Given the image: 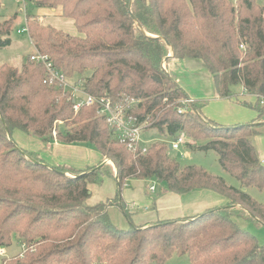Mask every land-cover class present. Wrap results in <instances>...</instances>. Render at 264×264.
I'll return each instance as SVG.
<instances>
[{"label":"trees","instance_id":"obj_1","mask_svg":"<svg viewBox=\"0 0 264 264\" xmlns=\"http://www.w3.org/2000/svg\"><path fill=\"white\" fill-rule=\"evenodd\" d=\"M30 1L59 9L82 34L27 22L33 48L66 79L96 97L141 100L129 114L153 120L144 131L184 134L192 141L189 148L215 151L221 169L239 186L202 166L180 164L163 141L128 150L112 137L95 105L75 111L70 90L49 83L43 64L29 55L20 66L0 65V250L15 237L23 246L17 258L2 264H165L173 255L186 256L187 264H264V245L237 221L264 226V203L247 192L264 188V165L253 143L264 125V0ZM16 18L14 13L0 20V48L10 45ZM169 47L172 58L204 63L218 97H233L236 85L254 95V102L241 104L257 118L217 124L202 115L200 100L178 113L174 102L188 97L161 68ZM14 129L43 141L91 144L104 161L84 169L49 165L16 146ZM104 177L115 180L114 196L90 204L91 186ZM131 178L155 180L163 192L175 194L207 189L228 202L134 225L121 196ZM113 206L124 213L127 229L111 222Z\"/></svg>","mask_w":264,"mask_h":264},{"label":"rangeland","instance_id":"obj_2","mask_svg":"<svg viewBox=\"0 0 264 264\" xmlns=\"http://www.w3.org/2000/svg\"><path fill=\"white\" fill-rule=\"evenodd\" d=\"M256 1L258 3L262 2V0H256ZM1 6L2 7H0V20L8 18L14 13L17 14V18L9 34V38L11 39L10 45L4 48H0V65L7 64L11 66H20L23 62L26 61L29 55L35 52V49L33 48V45L30 42L27 32H22V33L17 32L18 30L21 31L24 28L25 21L30 22V23L31 22L37 23L39 25H43L46 27L47 26L53 27L57 31H62L69 35L82 36V34L79 33L77 29L75 28L73 21L71 19L64 18L61 16L59 9L45 11L44 9L34 7L30 0H24V1L1 0ZM38 9H40L39 11L40 13L38 12ZM57 23L60 25H57ZM58 26H61V27H58ZM57 28H61V30ZM171 51L172 49H170L169 47L167 55H170V57L172 56ZM167 61L168 60L165 61L164 59H162L161 64H160L162 69H163V63H164L165 65L164 68L168 70ZM179 68H181L182 73H184L186 70H189L192 75H195L196 78H199L201 80V83H199L198 85L200 86H204L205 83L207 84L209 75L212 79L211 74L210 73L208 74L205 66L204 68L189 67L188 69H186L187 67L182 65V66H179ZM185 77H186L185 74H182L181 82L180 84L178 83L177 85L181 87L186 92V94H188L190 90L191 92H193V94L198 93L199 87H194V85L191 84L192 82H190L187 79V77L186 78ZM67 81L71 83L73 86L77 87L76 85L73 84L71 79H67ZM189 85H190V88L188 87ZM232 89L234 92H237V91L240 92L239 85L234 86ZM255 99L256 97L254 98L252 97L250 101L254 102ZM211 100L212 99L209 100L208 98H205V99H201L200 101H204V105L206 106L208 103H210L209 101ZM241 100L242 99H240L239 101ZM239 103L238 105L241 106L242 108L249 110V111L256 112L253 108L247 105H244V104H239ZM246 103H249V101H246ZM209 106L212 107V105L210 104ZM260 131L262 133L258 135L257 138L254 137L253 143L255 145V148L257 150H261V152L263 153L264 140L262 141V143H260V141L264 139V125L260 127ZM11 137L17 147L23 150L29 151V152L39 153L44 158L45 161L47 159L52 158L53 156H58L59 157L58 160L60 161L59 162L60 164H67V165L73 166L74 168H78L77 166H82L83 164L82 160L79 158V156H82V155H79V153H72V150L54 152L52 150V145L54 141L52 140L43 141L40 138L34 135H31V134H28L26 132H23L19 129L12 130ZM174 139L175 138L173 137H165L159 134L155 128H150L142 132L139 142L142 148H146L149 143L154 142V141H163L169 145ZM183 140L184 141L179 145L178 149H171V148L168 149V155L170 157L175 158L182 165L195 164V165L202 166L210 174L216 175V176H222L226 180L227 184L233 185L235 187L239 186V183L235 178L229 176L227 173H225L221 169L219 162H218V156L215 153V151L205 150V149H194L193 150L188 147V144L192 143V141L186 137H184ZM203 142L204 141H196L194 143L202 144ZM70 145H75V147L84 148L86 149V151H88V153L95 152V151L99 153L91 144H88V143H72ZM258 153L259 152H257V155ZM99 155L101 154L99 153ZM50 162L52 161H46L47 164H49ZM80 168H84V167H80ZM138 180L142 181V183L132 184L131 189L129 191L131 190L136 191L140 189L141 193L145 194L147 198H149L150 200L156 198L157 195H159L160 193L159 186L156 183V181L140 180V179ZM108 186L109 187L112 186V188H109ZM150 186L155 187L156 191L154 193L149 191L148 188ZM91 187H94V193L92 196L89 197V201L90 203H93L96 200L99 201L98 199L104 200L106 198H111L114 195V192L116 191V182H114L113 180H110L107 177H104L100 183L92 185ZM104 189H106L105 193H104ZM247 192L257 201L264 203V188L258 189L256 187H250L247 189ZM96 195L98 196V199H95ZM125 201H126V198H125ZM132 202H135V205L132 206ZM126 203H127V207L129 208L128 212H129V215L132 221L134 219L133 215L135 211H138L139 215L141 214L142 211L143 212L147 211V209L143 210L142 205H140L139 203H138V206H136L137 202L134 199L127 200ZM108 214H109L111 222L114 225L118 226L119 228L127 229L130 226L127 218L125 217L122 210L119 209V207L113 206L109 208ZM239 225L245 230H247L248 232H250L251 234H253L257 238L258 242L264 245V226H255L251 222H246L242 220L239 221ZM22 250H23V246L21 245V240L16 237L13 238L12 244L9 247H6L5 249H3L1 251L2 253H0V264H2L3 259L11 260V259L17 258L19 254L22 252ZM187 262H188V259L186 256L173 255L169 260H167L165 264H187Z\"/></svg>","mask_w":264,"mask_h":264},{"label":"crops","instance_id":"obj_3","mask_svg":"<svg viewBox=\"0 0 264 264\" xmlns=\"http://www.w3.org/2000/svg\"><path fill=\"white\" fill-rule=\"evenodd\" d=\"M41 9H44L45 11H51V9H48V8H41ZM39 11L40 9H38V12ZM57 25H60V24L57 23ZM58 27H61V26H58ZM57 29L61 30V28H57ZM171 57L170 59H167L168 60L167 61L168 70H166L167 73L171 76V78L177 84L178 83L180 84L181 75L185 74L187 79L190 82H192L191 84L194 85V87H199L198 93L193 94V92H191L190 90V92L186 94L187 97L191 100H198V99L201 100L205 98H208L209 100L212 99L211 101H209L210 103H208L206 106L205 105L202 106L201 108L202 115L205 118L217 124H221L225 126L248 123L257 118L258 113L254 111L246 110L238 105L239 102H240L239 104H241V102L245 100L251 102L250 100L252 99V97L253 98L255 97L254 95H250L246 93L245 91L242 92V88L240 87V92L233 91L234 92L233 97L220 98L216 94L214 84L212 82L213 79H211L210 75H209L210 79L207 77L208 78L207 84L205 83L204 86H200L198 85L199 83H201V80L199 78H196L195 75H192L189 70H186L184 73H182L181 68H179V66H182V65L187 67L186 69H188L189 67L204 68L205 65H203L204 63L200 59H195V58L175 59ZM188 87L190 88V85ZM240 99L242 100L239 101ZM209 104L212 105V107H210ZM257 136H255V138H257ZM263 140L264 139H262L260 143H262ZM52 150L54 152L72 150V153H79V155H82V156H79V158L82 160L83 164L82 166H77L78 168H75V169H84L89 166H94L101 161H104L103 156L99 155V153H97L96 151L88 153L86 149L81 148V147H75V145L61 144V143L54 141L52 145ZM256 152H259L258 158L261 164L264 165V148H263V153L261 152V150H257V149H256ZM37 154L44 160V158L39 153ZM58 159H59L58 156H53L52 158L47 159L46 161H52L50 162L52 164L49 163V165H52V166L67 165V164H60L59 163L60 161ZM70 167H73V166H70ZM80 167H84V168H80ZM107 178L115 182L113 178H110V177H107ZM134 183H142V181H139L138 179H135V178L128 179L125 182V185L121 193V196L124 201H125V198H126V201L134 199L137 202L136 206H138V203H139L140 205H142L143 210L147 209V211H144V212L142 211L140 215L138 211H135L133 215V218H134L133 221L130 217L134 225H143L146 223H151V222H155L158 220H164V219L184 218V217H188V216H192L197 213H200L208 208H213V207L224 205L228 202L227 199L223 197L222 195H219L207 189L194 190V191H191L185 194H175L172 192H163L159 185H158L159 191H160L159 195H157L156 198L150 200L149 198H147L145 194L141 193L140 189L136 191L134 190L129 191L131 189L132 184ZM109 188H112V186ZM105 190L106 189H104V193H105ZM155 191L156 189L150 192L154 193ZM93 193H94V187H91V196L93 195ZM95 199H98L97 195ZM98 200L101 201V199H98ZM88 202L90 203L89 199H88ZM96 202L98 201L96 200L95 202L90 203V204H94ZM133 205H135V202H132V206ZM126 206H127V203H126ZM127 209L129 210L128 207ZM237 221L239 222L241 220H237ZM2 250L3 249H1L0 251Z\"/></svg>","mask_w":264,"mask_h":264},{"label":"built area","instance_id":"obj_4","mask_svg":"<svg viewBox=\"0 0 264 264\" xmlns=\"http://www.w3.org/2000/svg\"><path fill=\"white\" fill-rule=\"evenodd\" d=\"M24 1V0H18ZM27 21H25V26L21 31H17L18 33L27 32ZM30 60L42 63L46 69L47 79L49 83L57 84L64 89H69L71 92V101L73 103V109L77 111L82 105L86 106H96V115L102 117L108 128L111 131L112 137L115 140L123 143L124 146L128 150L137 149L140 144V136L144 129H146L149 125L152 124L149 116L139 119L137 116L129 114V110L136 107L141 100L136 99L134 97L123 96L120 100H112L108 96H100L96 97L86 93L81 88L73 86L71 83L67 81L65 76L55 69L51 62L48 60L47 56L38 53L36 50L33 54L30 55ZM163 69L166 72V69ZM245 90L242 89V92ZM191 99L189 98H180L176 100L174 103L177 104L176 110L178 113H183L186 108H188L189 103H191ZM260 104H264V99H260ZM173 103V104H174ZM141 121V122H139ZM184 134L178 135L171 143V149H178L179 145L184 141ZM141 147V145H140ZM142 148V147H141ZM144 151L145 148H142ZM155 187L150 186L149 190L154 191ZM0 253H2L0 251ZM92 264H100L98 262H92Z\"/></svg>","mask_w":264,"mask_h":264},{"label":"water","instance_id":"obj_5","mask_svg":"<svg viewBox=\"0 0 264 264\" xmlns=\"http://www.w3.org/2000/svg\"><path fill=\"white\" fill-rule=\"evenodd\" d=\"M170 49H171V48H170ZM169 57H170V55H168L164 60L166 61L167 58H169ZM262 123H264V121H262L261 124H262ZM168 147L171 148V145L169 144Z\"/></svg>","mask_w":264,"mask_h":264}]
</instances>
